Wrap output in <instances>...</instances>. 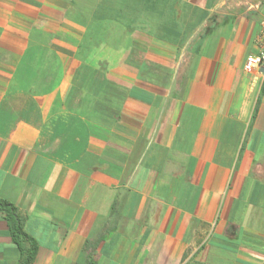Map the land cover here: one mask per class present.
Instances as JSON below:
<instances>
[{
	"label": "crops",
	"instance_id": "crops-1",
	"mask_svg": "<svg viewBox=\"0 0 264 264\" xmlns=\"http://www.w3.org/2000/svg\"><path fill=\"white\" fill-rule=\"evenodd\" d=\"M263 23L264 0H0L30 264H264ZM23 258L0 212V264Z\"/></svg>",
	"mask_w": 264,
	"mask_h": 264
},
{
	"label": "trees",
	"instance_id": "trees-1",
	"mask_svg": "<svg viewBox=\"0 0 264 264\" xmlns=\"http://www.w3.org/2000/svg\"><path fill=\"white\" fill-rule=\"evenodd\" d=\"M0 212H3L5 214L11 238L18 245L19 250L22 251V254L24 256V258L22 259V264H30L36 254L37 245L33 239L28 237L23 232L22 218L17 214L13 205L4 200H0ZM23 241L29 244V249H22Z\"/></svg>",
	"mask_w": 264,
	"mask_h": 264
},
{
	"label": "built area",
	"instance_id": "built-area-1",
	"mask_svg": "<svg viewBox=\"0 0 264 264\" xmlns=\"http://www.w3.org/2000/svg\"><path fill=\"white\" fill-rule=\"evenodd\" d=\"M258 41L260 44L259 53L255 56H248L245 60L243 70L248 74L263 70L264 72V23L261 25Z\"/></svg>",
	"mask_w": 264,
	"mask_h": 264
}]
</instances>
